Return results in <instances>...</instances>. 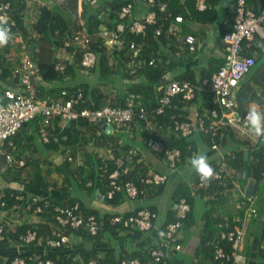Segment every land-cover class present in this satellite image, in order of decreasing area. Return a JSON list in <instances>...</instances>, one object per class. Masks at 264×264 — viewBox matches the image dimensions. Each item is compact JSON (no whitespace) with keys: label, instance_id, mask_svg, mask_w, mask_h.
<instances>
[{"label":"crops","instance_id":"1","mask_svg":"<svg viewBox=\"0 0 264 264\" xmlns=\"http://www.w3.org/2000/svg\"><path fill=\"white\" fill-rule=\"evenodd\" d=\"M42 1L43 0H16L15 6L17 7L21 19H23V23L27 28V30H25L27 33L26 35H24L22 30H20L19 33L21 34L24 41L26 37L29 38L28 36H33L36 41L40 43L41 41H48V49L45 48V45L47 44L46 42L41 43L40 52H38V46L37 50L35 47L36 51L34 50V53L37 52L39 58H44L47 61H51L54 58L59 60L61 57H68V60H66V58L64 61H66V63L68 61H72L73 59L71 56L63 52L61 47L54 45L51 40L40 38L38 34L32 30V25L39 17L41 8L48 7L50 9H54L51 3L49 6L44 4ZM68 1L71 5L70 7L72 8L70 11H66L64 4L62 8L59 4H57V7H59V10L57 11L62 14L69 22V28L72 31H78L86 28V20L92 15L95 16V13H100V18L104 20L102 25L100 24L97 29L107 25L106 22L108 20L105 19V16L111 11V5L109 4L110 0H77V2L75 0ZM172 1L174 0H170V2ZM185 1L188 0H181L182 3H185ZM130 2L134 4V18L142 16L143 11H149V8H152L151 5L147 3V0H130ZM213 2L212 8L215 10L209 9L210 12L208 13L211 15L212 11L215 12L212 18L207 17V15L199 16L198 18L200 19L196 18L195 15L184 17L185 22L183 23V33L184 35L193 34L196 37V49L195 51L190 52L186 45H182L181 47L176 45V52L175 47L173 49L174 54H172L170 51L167 53V60L164 65L169 67V70L165 75L166 83L169 80H180L179 78L181 76L187 75L193 78L190 81L197 84L202 80V76H209V71L211 72V75H213V73L217 71V69L223 64L226 57V48L222 42V33H225L232 27L233 21L231 18H228L229 21H227V17L232 16L233 14V3L231 0H221L220 2H216V0H214ZM75 3L77 5L76 9L74 8ZM260 6L261 5L259 4V7ZM77 18H79V20H77ZM10 43L11 42L9 41V44ZM247 48L248 49H245L244 53L242 54L253 55L256 57V63L250 72L247 73L240 81L239 87L237 88L234 95V100L236 102L235 111L237 116H244L247 108L253 101L256 102L262 111H264V38L256 35L251 45ZM4 52H7L5 51V47L0 48V55H2ZM12 53H15V51L12 50ZM0 73H2L1 67ZM85 75H89L88 71H80L77 80L86 81L88 76ZM90 76L91 79L93 76V80L90 79L86 82L95 84L99 83L101 86L106 83V80H101L98 78L101 77L100 74H91ZM116 78L120 79V76H117ZM119 79L118 83H113V80L107 79L108 83L106 84L109 86V89L114 87V85H129V79L121 81ZM203 79L206 80L209 78L206 77ZM5 85H7V83L0 80V86L4 87ZM164 85L165 84L160 85V87L157 88V91H161L162 86ZM121 89L123 88H119V90ZM180 95L181 94L175 95L173 97V105L171 104L169 108L179 107L180 101L182 104H184L183 111L186 112L189 119L185 121L183 120L181 122H188L191 124L193 128L192 134L183 136L175 129L174 126H172L171 122L169 123L168 121L163 125H160L161 123L159 122L158 117L156 118V116H159L160 114H156L154 112L152 115L150 112H148V123H146V126L149 129V133L152 135L151 137L156 138L155 135H159L158 138L161 141L162 138L168 139L173 134L178 136L181 134L182 137H188L190 141L192 140L198 143V151L193 153V155H196L199 152L206 153L213 167L220 163L226 155L233 157L240 152H243L244 155L246 151L250 152L251 163L258 162V160L256 161L253 151L257 147H264V137H256L250 134L249 130L240 124H231L228 122V120H224L222 124H219L216 133L219 132L218 130L221 131L220 136L221 138H223V136L225 137V143L218 144L213 140L214 138H212L210 142L212 145L210 146L207 139L208 133L199 128L200 116L202 114H209L210 110L208 107L211 106L212 103H215L213 94L208 92L206 86L200 87L192 99L187 100L183 97L182 99H179ZM159 97H157L158 101ZM158 101L157 103L159 105ZM158 105L154 107V110L158 107ZM202 109L203 111L201 112ZM174 117L175 114L173 115V118ZM170 120L173 121V119ZM174 120L176 121V119ZM205 120L208 124L213 121L210 117ZM32 121L28 122L26 127L21 129V131L18 133L19 135L14 138V146L11 149L13 161L8 162L5 156L0 155V189H24L25 185L21 184L20 182L21 176L17 175L19 170L23 171V177L34 172L36 169H41L40 171L44 173L48 172L50 173V180H48V183L50 184V182L54 181V178L56 177L57 167L63 163L67 156L66 153L63 152H51L45 150L43 145L40 143V132L39 129H36V121ZM142 125L143 124H141V122H134L133 125H128L125 128L117 127L111 130L110 133L114 135V138L118 135H121L120 139L117 141L118 147L116 150V154L118 151L119 155L116 156H125L131 151H137L136 156L142 160L143 164L145 163L154 172L167 174L168 181L166 184H164L160 191L155 190L156 192H151V195H148V198L144 203L137 199L131 200L130 198L123 195L124 198L119 203L114 204L101 200L99 198L98 191V196L94 194L93 196L87 197V210H96L100 214V218L103 219L104 216H125L133 212L134 209L138 210L142 207L144 208L145 206V208L152 207L155 208L156 211H154L158 214V218L155 221V227L164 226L173 219V216H175L177 205L176 200L178 195L177 190L180 188L194 196L193 209L191 213L192 220L191 222H188V224L184 225L185 231L183 234L182 232L180 234L178 233V238L181 239L180 244L182 245V249L175 252L170 251L167 257L172 258L175 256L174 261H176L177 264H211V258L209 257L211 255V247L206 249V246L202 245V239L209 236H211V238L215 237L223 230L225 222L227 224L229 222H237V219L242 216L240 211L241 206L244 205V200L242 201V198L248 200V197L245 195L247 181L239 178L238 176V171L243 169V166L234 171V174L233 170L230 169L229 174L233 183V187H229V189L227 187L228 190L226 191L225 189H215L210 187L209 191H207V189L201 192L203 189L196 188L198 176L188 164V160L191 156H188L187 161L184 163L180 161L178 163L177 169H171L164 157L153 152L148 147L146 143L145 127ZM60 127H63L62 120L59 118H57V120L53 119L48 127V130L51 132V135L53 133L56 135ZM103 131H105V134H109V132H106V130L102 127V130L97 131V136H102L101 138H104L105 134ZM214 144L217 145L216 149L212 148ZM96 151L97 155L104 160L111 158L108 148H97ZM83 152L84 150L80 148L77 158L78 165H82L84 163ZM38 158L43 160L40 161L39 168L36 166L34 161L28 166L26 164L24 169H21L19 164L16 162V159L24 160V162L27 163L28 160H37ZM53 173L55 176H53L51 179ZM238 180H242L246 182V184L243 185ZM59 184L61 186V182ZM260 184H264L263 177L261 178V182H257L256 191L251 200L247 202V208L250 204L253 205L257 209V213L259 210L262 211L261 216L256 218L254 215L250 217L245 223L243 221L242 223L240 222V225L243 227L245 232L244 241L241 244L239 250V254L244 260V264H264V189L260 190ZM88 185H91V182H89ZM225 185L227 184L224 183V186ZM52 191L54 194L62 196V203L65 205L71 202V196L76 195V193L73 191V187L68 184L65 188L60 190H53L51 185H49V188H45L42 191L30 189L27 190V194L31 197L35 196L43 198ZM82 194L84 193L81 192L80 195ZM227 195L231 197V200L233 201L232 203L234 204L233 210L229 212L222 209V207L218 205L221 202H225L223 198ZM154 198H158L157 202H154ZM198 198L199 200L196 201ZM197 205L202 206V210L199 214L200 217L204 219L208 214H211L214 218L209 224H207L208 220H204V226L201 233H198L194 229L196 226L194 212L196 211ZM229 207L230 205H227L228 209ZM161 212L166 214V221L163 223L158 222ZM0 221L9 222V229L11 230L15 229L17 225H22L24 223L35 225L41 221V218L38 214H31L28 211H23L19 217V215L17 216V211L15 210L0 208ZM123 232L120 230H117L116 234L107 232L104 233L99 240L92 241H89L88 239L86 240L83 237H70V243L64 247H61L63 248L62 250H60V248L59 250H55L52 247L49 248L43 240H40L39 243L32 246L21 245L22 247L15 241L10 240L7 246L0 248V258L6 261L9 257L18 252V250H23L27 253L34 254H59L61 252H68V263H73L74 260L76 261L80 259L81 252L84 249L89 248L96 250L103 256L109 254L115 259L119 260L122 254H137L138 251H141L143 254H145L147 249L150 250L159 241L155 231L141 233L140 236H135V230H133L131 233ZM208 232H210V234ZM208 243L209 240L206 241V244Z\"/></svg>","mask_w":264,"mask_h":264},{"label":"trees","instance_id":"2","mask_svg":"<svg viewBox=\"0 0 264 264\" xmlns=\"http://www.w3.org/2000/svg\"><path fill=\"white\" fill-rule=\"evenodd\" d=\"M163 1L165 2L167 1L168 4V8L165 11L161 12L158 10L157 7L151 6L152 8L151 9L149 8V11L148 10L143 11L142 12L143 15L139 17L141 19L144 18V22H145L146 15L151 12H156L157 9L156 22L154 24H147L146 35L143 36L142 34H137L135 32H132L131 30L132 25L134 23L133 20L134 4L130 2V0H110L109 4L111 5V11L109 12V14L105 16V19L108 20L106 24L108 28L112 30H115L117 28L118 23L124 24L125 29L122 33H120L122 38V44L121 46L116 44L112 47H107V45L105 44V40L103 38L96 37V39H92V41L90 42L89 49L97 53V55L99 56L98 57L99 61L97 66L92 67L88 70H85L81 64L82 54L84 52V50L80 49L81 47H77V48L70 47L69 52L72 54L71 58L73 60L68 61L66 63L65 69L61 71L56 69V64L57 62H59L56 58H54L51 61H47L44 58H38L39 56L37 55V52H35L33 58L39 67V72L42 80V82H40L38 86V96L42 99L52 102L58 99L69 100L76 97L78 93H82L83 99L80 100L78 105H75L74 109L76 110H80L83 108L97 109V108H102L104 106H111L113 108L116 107L126 108L132 106L134 111L136 112L139 110L140 107L146 106L148 111L153 115L154 107L158 105L157 97H159V95H161L162 93V90L157 91V88H159L160 85L166 84L165 75L169 70V67L164 65L167 60V55H168L167 53H169L170 51L172 54H174L173 49L175 47V52H176V47H177L175 41L173 39L170 40V37L167 36V34L165 33L170 21L173 20L175 16L179 14L183 15V17H189L191 15H195L196 18H198L201 15L204 16L207 15V17L212 18V16H214L215 14V12L212 11V14L209 15L208 14L210 12L209 10H206L205 12H198L197 9L195 8V0H188L185 1V3H182L181 0H174L172 2H170V0H163ZM213 1L214 0H208V3L211 5V10H215L214 8H212V5L214 3ZM220 1L221 0H216V2H220ZM231 1L234 4L236 0H231ZM246 1H247V6L252 7L256 12H259L260 8L264 4V0H246ZM4 2L11 3V9L9 10V15L16 22L17 27L24 32V35H26L27 33L25 30H27V28L23 23V19H21L17 7L15 6L16 0H0V4ZM129 3L133 4V12L130 13L127 19L119 20V11H120L119 9L121 8V6ZM259 4L261 5L260 7ZM99 14L100 13H95V16L92 15L86 20L87 21L86 28L87 31L90 34H92L91 38H93L94 35L93 33L95 29H97L98 26L102 24L104 21L102 20V18H100ZM233 16L234 14H232V16L227 17V21H229L228 18H231L233 21ZM13 27H15V25H13ZM157 29H162L163 32L160 36L156 37L155 32ZM32 30L36 34H38L40 38L51 40L54 45L56 46L58 45V47H61V50L65 43L66 36L72 35L73 32H75L69 28V22L65 19V17L62 14L48 7L41 8L39 17L32 25ZM223 34L224 32L222 33V36ZM28 37L29 38L26 37L25 41L29 43V46L35 45L37 50L38 43L36 39L33 36H28ZM11 41L12 40H10V42ZM21 43L22 42L19 43L11 42L10 44L8 43L7 46H5V51L10 53H12V50L15 51V54L18 57L17 64H11L6 60V58L4 59L5 52L2 55H0V67L2 68V73H0V80L4 81L5 83L10 84L13 81V74H14L13 69L16 65L19 64V60L21 57V48H20ZM132 43L135 44V48L131 47ZM245 49L248 48L244 47L243 53ZM135 50L138 51L137 54H135ZM152 59H154V63L151 65L149 62ZM80 71H88V73L94 75L100 74L101 78H105V79L113 80L114 78L115 83L119 82L118 80H116L117 76H120L119 79L120 81L129 79L130 82L129 85L128 84L126 86L114 85V87H111L113 89L111 88L109 89V86L106 83L101 86V84L99 83L95 84L91 82H86L84 80L78 81L77 77L79 76ZM209 74L208 75L210 77L204 75L202 76V80L197 83V84L200 83L199 84L200 87L204 86L203 78L212 77L210 71ZM179 79L191 80L193 78L185 75V76H181ZM58 81H60L61 83L60 85L57 84ZM46 86H49L50 88H46ZM119 88H123V89L119 90ZM3 90H4L3 87L0 86V102L2 101L1 97ZM63 91H66L65 95L63 94ZM212 94L214 96V93ZM182 97L183 96L181 94L179 99H182ZM179 105L180 106L177 108L168 107L166 108L164 114L156 116V118L158 117L159 122L161 123L159 124L163 125L165 122L168 121L169 123L171 122L172 126H174V122H175L174 119L181 121L183 120L185 121L189 119L186 112L183 111L184 104H182V102L180 101ZM208 108L210 111L219 109L217 100L215 99V103H212L211 106H209ZM202 111L203 109L201 110V112ZM174 114L175 117L173 118ZM57 118L61 119L60 117ZM170 119H173V121ZM32 120L36 121V125H37L36 129L37 130L39 129V132H41V127L45 120V116L42 114L37 115L35 118L27 121L15 135H13L11 138L6 140L5 147L8 149L9 153L11 152V149L14 146L13 145L14 138L17 137L21 129L26 127L28 122ZM134 122H141V124H143L142 126L145 127V131H146L145 136L147 143L152 135L149 133V129L146 126V121L143 119L141 120L138 116L137 118H135L134 121L129 122L125 125H116V127L118 126L120 128H125L128 125H133ZM99 130H102L101 123L94 125L88 123L84 119H77L71 121L65 127H60L56 135L54 133L51 135L50 132L49 142H44L40 133V139H41L40 143L43 145L45 150L51 152H55V151L63 152L66 153L67 156L64 159L63 163L57 167L56 177L54 178V181L50 182V184L48 183V180H50L49 179L50 173L48 172L44 173L40 171L41 169L40 170L36 169L34 172L23 177V171L19 170V172H17V175L21 176L20 182L21 184L25 185L24 189L22 190L21 189L17 190L13 188L2 189L4 191V197L0 199L1 209L3 208V209L15 210L17 211V216L19 215V217L23 211H28L31 214L35 213L40 216L41 221H39L35 225L29 223L17 225L15 229H11V230L9 229L10 223L3 222L4 239L0 241V248L7 246L10 240L15 241L20 246L21 245L32 246L34 244L39 243L40 240L45 241V244H47L48 239L50 238L58 239L64 234L68 235L69 238L83 237L84 239L86 240L88 239L89 241L99 240L104 233L111 232L113 234H116L117 230H122L119 225H112L110 223V220L113 216H104V217L102 216L103 217L102 219L100 218L101 216L96 210H87V205H86L87 197L93 196L94 194L98 196V191L100 193L102 191L108 190L109 174L116 168L115 160L111 158H108L106 160L100 158L96 153L97 152L96 149L109 148L112 145H116L118 147L117 141L121 137V135H118L114 138V135L112 133L105 134V131H103L105 137L101 138L102 136H97V131ZM218 131L219 132L217 133L215 132L214 134H212L211 132L208 133L207 139L209 141L210 146L212 145L210 143L212 138H214L213 140L218 144L225 143L226 141L225 137L223 136V138H221L220 136L221 131L220 130ZM155 136L157 139H159L158 138L159 135L158 136L155 135ZM162 142L165 144L166 148L180 149L182 163L187 161L188 156H192L193 153H196L198 151V145H197L198 143L192 140L190 141L188 137H182L181 134H179V136L173 134L168 139L162 138ZM80 148L84 150L83 152L84 163L82 165L77 164V158L79 155ZM253 154L256 157V161L258 160V162L251 163L250 160L249 166L251 170V175L256 179L257 182H261V178L263 177L264 174V147L260 146L255 148ZM115 155H119V152L117 151V154ZM243 157H244L243 152H240L233 157L226 155L221 160V162L226 161L228 163L229 168L233 170V174H234V171L238 170L243 166L244 163ZM19 160L20 159H16V162ZM33 161L36 163V166L39 168L40 161L43 160H41L40 158H38L37 160H31V161L28 160L27 163L24 162V164L22 166L19 165V167L21 169H24L26 164L28 166ZM221 162L213 167L215 171L219 170V168L221 167ZM140 172H143L145 174L146 167H143V164L136 163L135 161V164L132 167L130 173L123 176V178L126 180L135 181L137 187L139 189H142L143 184L138 180V176H137ZM73 181L79 184V186L81 187V192H83L84 194L71 196L70 197L71 202L66 205H73L76 202H79L80 207L86 217L93 214L98 217V220L100 219L101 221H103L102 228L99 230L97 235H92L88 230V228H86V226H81L79 228H73L70 225L63 226L55 219L54 217L55 207L66 206L64 203H62L63 199L61 195H56L53 193V191L50 192V194H48L46 197L44 196L43 198L42 197L39 198L35 196L31 197L28 196L27 194V190L31 189L35 191H42L45 188H49V185L52 186L53 190H60L62 188H65L67 184L70 186H74L75 183ZM60 182H61V186L59 184ZM89 182H91V185H88ZM224 183L227 184L225 185L226 188L224 186ZM164 184L150 186L148 188V195H151V192L160 191L164 186ZM232 185L233 183L230 178V174L228 172H224L223 180H212L210 183L207 184L206 187L202 188L203 190H201V192L207 189H208L207 191H209L210 187L215 189H225L226 191L229 189V187H233ZM177 191H178V195L176 201H178L181 197L185 196L187 197L188 201L192 206L188 217L184 220V225H186L188 224V222H191L192 220L191 213L193 209L194 196H192L191 194L185 192L180 188H178ZM123 195L124 194L120 193L117 194L112 200H104V201L117 204L124 198ZM16 196H22L23 198L22 200H17ZM145 196L139 195L137 200L144 203L145 200L148 198V196L146 197ZM242 201L244 205L241 206L240 208L242 216H240L239 218L243 219L244 217L243 215L247 209L248 200L242 198ZM14 203L18 204V207L16 209L12 208ZM29 204H31V206L28 210L27 206ZM38 206L42 207V211L40 212L36 211ZM148 209L151 211L155 210V208L152 207H148ZM130 214L133 213L131 212L125 216H129ZM206 218L208 220L207 224H209L214 219L211 214H208ZM176 220H177L176 216H173V219L170 222ZM240 222L242 223V221ZM240 222H231V223L229 222L228 224L225 222L223 230L227 228L231 229L235 224L238 223L240 225L241 224ZM28 231H34L37 234V236L35 240L25 243V241L21 239V235H26ZM141 233H148V232H143L135 229V236H140ZM208 233L210 234V232ZM220 233L213 238L209 236L202 239V243H203L202 245L206 246V249H209V247H211L210 249L211 255L209 256L211 258V264H214V248L216 244L215 242L218 241V236L220 235ZM208 240L209 243L206 244V241ZM177 241L178 243H180L181 239L178 238ZM47 246L51 248L48 244ZM225 246L228 250H231V245L229 243H226ZM263 248H264V243H263ZM54 249L59 250V248H54ZM62 249L63 248H60V250ZM151 249L150 250L147 249L145 251V254H143L141 251H138L137 254L136 253L127 254V255L122 254L119 260L122 258H129V257L140 258L143 262L147 263L151 259V253H150ZM170 251L175 252L178 250H175V248H170L168 254ZM67 253L68 252H61L59 254H50V253L34 254V253H27L22 250L19 254H17L16 252L6 261L0 258V264H12V260L15 255L25 257L30 264H36L38 260H47V259L53 260L55 264H89V262L92 259L97 258V254H98L96 250L87 248L81 252V257L79 260L76 261L74 260L73 263H68ZM168 254L160 262L151 263V264H177V262L174 261L175 256L170 258L167 257ZM119 260L107 254L106 256L103 257V259H98L97 264H108V263L120 264Z\"/></svg>","mask_w":264,"mask_h":264},{"label":"built area","instance_id":"3","mask_svg":"<svg viewBox=\"0 0 264 264\" xmlns=\"http://www.w3.org/2000/svg\"><path fill=\"white\" fill-rule=\"evenodd\" d=\"M148 4L152 7H157L159 11H165L168 8L167 2L163 0H147ZM195 8L198 12H205L211 9V5L208 0H195ZM11 9L10 2H4L0 4V20L7 21L12 33L11 42L21 43V57L19 64L13 69V81L12 83L5 85L2 91V97L0 102V155H5L9 162L13 161V156L8 152L5 147L6 140L15 135L20 128L29 120L35 118L37 115H44L45 120L41 127V136L44 142H49V130L48 125L60 117L65 127L71 121L77 119H84L90 124H98L104 122L106 125H112L113 128L116 125H125L132 122L137 116L148 123V109L145 106L139 108L138 111H134L132 106L126 108L111 106H104L97 109L83 108L76 110L75 105H78L80 100L83 99V94L78 95L69 100H54L49 102L38 96V86L41 80L39 67L34 61L32 56L31 47L29 43L24 41L19 33L16 22L10 17L9 10ZM233 11V24L230 30L226 31L222 36V42L226 48V57L223 64L215 71L211 78L204 80L203 84L206 86L208 92L214 93V97L218 102L219 109L211 110L209 114H202L199 118V128L207 133L214 134L219 124L224 120H228L231 124H240L244 128L248 129L246 123V113L244 116H237L235 111L236 102L234 95L239 87L240 81L243 77L250 72L252 67L256 63V57L253 55H243L244 47H249L256 35L264 38V4L260 8L259 12H256L252 7L247 6L246 0H236L232 5ZM133 12V4L129 3L123 5L119 17L120 20L128 18L130 13ZM132 25V32L137 34L146 35L147 24H154L157 20L156 12H151L144 18H134ZM185 18L179 14L170 21L165 33L170 37V40H174L178 46L186 45L190 52L196 49V37L193 34L184 35L183 23ZM15 25V27H13ZM125 29L123 23H118L117 28L112 30L108 27H103L98 34L99 37L105 40L107 47H112L116 44L121 46L122 38L120 33ZM162 29H157L155 36L162 34ZM93 35V36H94ZM72 36V37H71ZM86 28L73 32L72 35H68L65 38L62 51L69 54L70 47H81L84 50L82 54L81 64L85 70L98 65L99 56L93 50H90L91 38ZM131 47L135 48V44L132 43ZM135 50V54H137ZM67 58V59H66ZM60 58L56 64L57 70H64L66 66L65 59L68 57ZM151 65L154 63V59L149 62ZM199 85L190 80H169L164 86H162V93L159 97V105L153 111L156 114H164L166 108L172 103V99L175 95L182 94L184 99H192ZM66 94V91H63ZM212 118L211 123H207L205 119ZM118 127V126H117ZM175 129L183 136L192 134L193 128L188 122H181L176 120ZM148 147L155 153L164 157L168 166L171 169H177L178 163L181 161V151L178 148H166L165 144L155 138H149L147 142ZM212 148L216 149L217 145L214 144ZM117 146L112 145L108 148L111 155V159L115 160L116 168L109 174V188L106 191L99 193L101 200H112L117 194H124L131 200H135L139 195L148 196V188L152 185H161L167 182L168 175L165 173L154 172L144 163L140 158H137V151H131L129 154L123 156H116ZM71 160V158H70ZM137 163H142L143 167H146V173L140 172L138 180L143 184V188L139 189L133 180H126L123 176L130 173L132 167ZM20 166L24 164L23 160L17 161ZM216 177L213 180H223L224 172L230 173V168L226 161L221 162L219 170L215 171ZM251 175V170L248 171ZM264 179V174H263ZM207 182H202L199 177L196 182V188L202 189L207 186ZM244 195V194H243ZM145 196V197H146ZM4 197V191L0 189V199ZM22 196H16L17 200H22ZM252 197H248V201ZM31 204L27 206L29 210ZM240 206V205H239ZM18 204L14 203L12 208L16 209ZM191 204L187 197H181L176 205L175 216L176 221L169 222L165 227H155V220L157 214L149 209L134 210L133 214L129 216L115 215L111 218L110 223L112 225H119L122 230L127 233L133 232L137 229L143 232L155 231L159 241L157 245L151 250V259L146 263L140 258H122L120 264H151L160 262L168 254L170 248L175 250H181L182 245L178 243V232L184 226V220L188 217L191 211ZM37 212L42 211V207L38 206ZM257 215V209L253 205H249L244 213V217L238 218L237 222L243 221L244 223L249 220L250 217ZM55 219L63 226L70 225L73 228H79L86 226L92 235H97L102 228L103 221L98 217L91 214L85 216L80 207V203L76 202L73 205L56 206L55 207ZM243 223V224H244ZM4 224L0 221V241L4 239L3 235ZM123 232V233H124ZM37 234L34 231H28L26 235H21V239L25 243L31 242L36 239ZM245 232L241 225L235 224L231 229L227 228L223 230L218 236V241L215 242L214 248V264H244V260L239 254L241 244L244 241ZM70 243L68 235H62L58 239L50 238L47 240V244L52 248H60L65 244ZM225 243L231 245V250H228ZM21 251L18 250L17 254ZM101 253L97 254L96 259H92L89 264H97L98 259H103ZM12 264H30L25 257L15 255ZM36 264H55L53 260H38ZM110 264V263H108Z\"/></svg>","mask_w":264,"mask_h":264},{"label":"clouds","instance_id":"4","mask_svg":"<svg viewBox=\"0 0 264 264\" xmlns=\"http://www.w3.org/2000/svg\"><path fill=\"white\" fill-rule=\"evenodd\" d=\"M121 8H120V10H121ZM119 13H120V11H119ZM119 20H120V17H119ZM103 27H108V26L106 25ZM102 28L97 29V32L94 34H98L99 32H101ZM18 30L20 32L19 28H18ZM94 36L99 37L98 35H94ZM11 39H12V33L10 30V26L8 25L7 21L0 20V48L7 46ZM245 119H246V123H247L248 130H249L250 134H252L256 137H264V111H262L259 108V106L256 104L255 101L251 102L249 107L247 108ZM188 164L191 167V169L194 170V172L196 173V175L199 177V179L202 182L210 183L213 179H215V177H216L215 169L211 165V163L209 161V157L206 153L199 152L198 154L191 156L188 160ZM249 168H250V166H249ZM251 176L252 175H250V177ZM144 208H141V209H144ZM145 209H148V208H145ZM134 210H136V209H134ZM138 210H140V209H138ZM152 212H154V211H152ZM161 227H164V226H161ZM64 246H62V247H64ZM154 246L152 248H154ZM120 260H119V262H120Z\"/></svg>","mask_w":264,"mask_h":264},{"label":"rangeland","instance_id":"5","mask_svg":"<svg viewBox=\"0 0 264 264\" xmlns=\"http://www.w3.org/2000/svg\"><path fill=\"white\" fill-rule=\"evenodd\" d=\"M76 2H77V0H75ZM44 4H46V5H49L50 6V3L52 4V7L57 11V10H59V7H57V4H59L60 6H61V8L63 7V4H64V8L66 9V11H70L72 8L70 7L71 5L69 4V1L68 0H43L42 1ZM42 4V3H41ZM76 7H77V5H76V3H75V9H76ZM77 20H79V18H77ZM97 32V29H95V31H94V33H96ZM93 33V34H94ZM93 39H96V36H93ZM44 42H46L47 44L45 45L46 47V49H48V47H49V44H48V41H41V43H44ZM38 43V52H40V45H41V43L40 42H37ZM43 48V47H42ZM42 50V49H41ZM38 57V56H37ZM6 58V60L8 61V62H10L11 64H17L18 62V57H17V55L15 54V53H10V52H5L4 53V59ZM39 58V57H38ZM91 74L89 73V75H85V76H88L86 79V81H88V80H90L91 79V76H90ZM98 78H100L101 80H106L105 82L106 83H108V80L107 79H103V78H101V77H98ZM119 78H117L116 80H118ZM91 80H93V76H92V79ZM109 80H111V79H109ZM113 83H115V80H114V78H113ZM57 84H61L60 83V81H58V83ZM46 88H50L49 86H46ZM115 128H117V127H115ZM11 153V152H10ZM59 162V161H58ZM53 176H55V174L53 173L52 174V176H51V179L53 178ZM239 182H241L243 185L244 184H246V182H244V181H242V180H238ZM74 182V181H73ZM75 184H74V186H72L73 187V191H74V193H76V195H80V193H81V191H80V189H81V187L79 186V184H77L76 182H74ZM264 189V184H260V190H263ZM157 200H158V198H154V202H157ZM199 200V198L196 200V201H198ZM223 200L225 201V202H221V203H219L218 205L220 206V207H222V209H224V210H226L227 212H229V211H232L233 210V208H234V204L232 203L233 201L231 200V197H229L228 195L227 196H225L224 198H223ZM224 204H226V205H224ZM227 205H230V207H229V209L227 208ZM161 206V205H160ZM218 209V208H217ZM201 210H202V206H200V205H197L196 206V211L194 212V216H195V219H196V226L194 227V229L198 232V233H201V231H202V229H203V226H204V220H206L207 221V218L205 217L204 219L202 218V217H200V212H201ZM156 213V212H155ZM261 213H262V211L261 210H259V212H258V215L256 216V218H258V217H260L261 216ZM157 214V213H156ZM157 218H158V214H157ZM157 218H156V220H157ZM166 221V214L165 213H163V212H161L160 213V216H159V219H158V222L159 223H163V222H165ZM168 224V223H167ZM166 224V225H167ZM184 231H185V226H183L180 230H179V234L182 232V234L184 233ZM186 235H187V233H186Z\"/></svg>","mask_w":264,"mask_h":264},{"label":"water","instance_id":"6","mask_svg":"<svg viewBox=\"0 0 264 264\" xmlns=\"http://www.w3.org/2000/svg\"><path fill=\"white\" fill-rule=\"evenodd\" d=\"M35 45L31 46V52H32V56H34V50H35ZM103 129L106 130V132H111V130L113 129L112 125H106L104 122L101 123ZM250 161V152L246 151L244 154V163H243V169L238 171V176L239 178H242L243 180L247 181L246 184V188H245V195L247 197H253L256 188H257V181L254 177H250V175L248 174V171H250L249 168V162Z\"/></svg>","mask_w":264,"mask_h":264}]
</instances>
